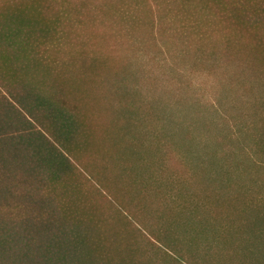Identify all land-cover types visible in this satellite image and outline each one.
I'll return each instance as SVG.
<instances>
[{
  "label": "trees",
  "instance_id": "16d2710c",
  "mask_svg": "<svg viewBox=\"0 0 264 264\" xmlns=\"http://www.w3.org/2000/svg\"><path fill=\"white\" fill-rule=\"evenodd\" d=\"M12 1L0 0V264H184L180 256L150 255L147 247L126 243L130 238L113 232L115 224L72 204V198L84 196L77 184L81 177L84 184L93 181L115 202L117 217L131 219L130 215L134 218L142 211L147 220H155L151 211H144L147 204L158 208L159 220L166 225L175 221L192 230L264 224L260 178L264 177V0H180L182 8L185 1L195 2L196 12L181 10L175 15L186 19L188 31L199 42L209 39L208 19L202 10L206 15L208 9L211 16L217 14L219 23L233 21L257 32L252 40L228 36L222 49L226 56L217 53L226 62L237 55L243 72L251 73L248 81L258 87L257 95L251 93L245 102L231 97L233 103L242 105L224 115L218 99L208 104L209 109L196 99L185 103L179 99L183 103L178 101L174 109L167 107L162 113L154 105H137L142 103L135 99L136 106L145 110V120L128 116L127 96L115 84L121 72L113 73L107 65H96L88 58L95 63L84 68L85 59L80 57L62 68L64 61L47 56V50L61 45L57 38L60 18L47 24L36 5L15 6ZM152 1L170 10L167 0ZM161 18L170 28L169 19ZM186 29L171 26L170 31L180 36ZM196 53L210 54L200 46ZM211 60L216 65V59ZM77 63L87 80L82 75L75 81L66 76ZM88 105L100 120L98 138L87 119ZM151 115L160 118L154 126ZM181 115L190 122L182 121ZM173 116L178 118H173L174 123L166 120ZM138 126L149 135L144 141L135 130ZM168 126L178 129L180 146L191 133L187 154L178 145L179 150H170L173 137L170 143L162 134ZM193 133L208 143L196 146ZM168 155L184 171L176 162L169 165ZM242 165L248 167L245 177L257 184L251 185L254 192L239 187L242 176L238 182L232 180L237 172L242 173ZM188 186L194 192H188ZM127 220L124 225L129 227ZM131 237L136 240L135 234ZM228 257L226 264H264L261 253L237 258V251Z\"/></svg>",
  "mask_w": 264,
  "mask_h": 264
},
{
  "label": "rangeland",
  "instance_id": "374dc122",
  "mask_svg": "<svg viewBox=\"0 0 264 264\" xmlns=\"http://www.w3.org/2000/svg\"><path fill=\"white\" fill-rule=\"evenodd\" d=\"M167 2L170 8L168 11L163 10L164 7H157L154 4L156 2L152 0H13L11 4L29 7L36 5L39 14L41 13V18L47 24L52 19L60 18L57 38L61 45L53 51L47 50V56L51 55V59L57 62L64 61L61 64L62 68L64 65H70L73 58L79 60L78 57H80L85 59L84 68L95 61L96 65H107V69L113 73L121 72L118 74L120 76L115 80V84L116 87L121 88L123 95L127 96V106L131 109L128 116L131 114L133 119L145 120L143 117L145 110L143 111L141 106H136L135 99L142 103L137 105H143V107L154 105L158 113H162L167 107L174 109L179 99H183L184 103L186 99H196V101H201V107L204 109H209L208 104H213L212 100L218 99L223 104L219 110L220 114L224 115L225 111L230 110L235 112L242 104L233 103L231 97H240L239 99L245 102L247 98L251 99V93L254 94L258 91V87L248 81V76L251 73L243 72L241 61L235 53L233 54L234 59L231 58L230 62H226L217 53L226 56L222 49L225 45L223 42L228 36L237 34L252 40L256 39L257 32L254 34L251 28L243 27L233 21L219 23L221 19L216 18L217 14L211 16L209 13L211 10L208 9L206 15L204 13L206 10H202L204 18L209 20L205 27L209 39H206V34H204V41L199 42L195 35L188 31L186 19L175 16L181 10L184 13H195V2L185 1L183 8L181 7L183 1L167 0ZM167 14L171 17L168 18ZM163 16L166 17V21L169 19L172 28L186 29L188 27L186 32L180 36L172 33L171 26L167 28L168 26L161 22L164 20L161 18ZM211 30L214 31L213 35ZM197 46L209 50L210 54L200 56L196 53ZM241 55H243L242 52ZM86 58L94 61H89ZM211 58L216 59V65ZM80 66L81 63H77L75 68H69L66 76L75 81L76 77L82 75L83 79L87 80L82 69L80 70ZM94 85L97 86L95 83ZM87 87L89 88V85ZM182 101L179 102L183 103ZM215 105L218 108L216 103ZM89 109H92L90 105L87 107V119L94 129L95 137L98 138L100 136V120L96 118L94 111L91 112ZM172 111L175 113L174 110ZM152 116L154 115L150 116L154 121V126L160 118L157 115L154 116L157 117L156 119ZM174 117L176 120L178 119L177 116H173L166 120L174 123ZM181 120L186 124L190 122L182 115ZM135 130L140 133L137 132L142 141L149 137L139 126ZM177 130L174 126H168L162 133L166 134L170 143V138L173 137L175 144L168 145L171 148L168 149L173 151L179 150L176 145H181ZM153 133L152 136L162 138V134L154 135ZM190 135L191 133L184 136L189 140H185L184 146H180L182 153L186 152L187 154ZM167 138L164 139L167 140ZM191 138L194 139L196 146H200L201 142L208 143L206 138L201 140L195 133ZM182 155L185 158L186 155ZM167 158L169 165L176 162L172 155H168ZM184 162L187 161L184 160ZM176 163L178 164V162ZM241 167L242 173L237 172L232 180L238 182L242 176L239 187L246 191L250 188L249 190L254 192V186L257 184H254L249 177H245L248 173L244 174L243 171L248 168L247 165ZM170 168L173 170L172 165ZM78 169L80 170L79 166ZM179 169L184 171L180 165ZM260 178L264 182V177L260 176ZM77 184L84 196L77 200L72 198V204H76L77 208L82 210L90 209L96 219H103L110 225L115 224L113 232L120 234L123 239L130 238V240H125L126 243H138L137 247L144 249L147 247L148 251H152L149 253L150 255L153 253L163 256V253L167 252L174 258L182 257L186 262L184 264H203L201 261L197 262L200 259H210V263L211 261H223L226 264L228 256H234L237 251L240 256L237 258H246L248 254H264V234L258 233L261 231L264 233V224L257 223L256 225L255 222L254 225H244L238 229L203 226L198 227L202 230H192L177 225L175 221L168 222L166 225L164 221L159 220L158 208L152 209L147 204L143 205V209L151 211L150 214L155 217V220L152 218L147 220L142 211H138V216H134L135 219L131 215V219L127 217L125 219L120 215L117 217L115 202L98 189L93 181L86 183L87 186L81 188L82 184L86 185L84 177H81ZM251 185L254 186L251 188ZM186 189L188 192H194L191 186ZM173 214L178 215L177 212ZM125 220L131 222V226L126 227ZM132 234H135L136 238L134 239L136 240H132ZM237 258L232 259L236 260ZM255 258L258 259L259 256L256 255Z\"/></svg>",
  "mask_w": 264,
  "mask_h": 264
}]
</instances>
